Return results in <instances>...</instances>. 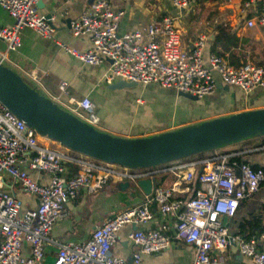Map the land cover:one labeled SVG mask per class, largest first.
<instances>
[{"label":"built area","instance_id":"built-area-1","mask_svg":"<svg viewBox=\"0 0 264 264\" xmlns=\"http://www.w3.org/2000/svg\"><path fill=\"white\" fill-rule=\"evenodd\" d=\"M37 1L0 0V7L12 20L9 26L0 27V40L6 51L16 49L22 28L44 38L51 37L53 17L40 14ZM113 1L91 0L86 11L70 22L72 36L87 37L86 49L75 51L60 45L84 64L108 63L106 83L114 80L143 86L156 83L198 99L213 93L216 74L221 85L237 88L244 95L264 90V66L251 62L232 66L213 53L207 54L205 64L202 56L205 35L192 40L189 48H183L181 33L168 15L118 34L117 24L123 11L113 9ZM192 1L168 0L171 6L180 9L187 8ZM237 15L243 18L246 27L264 26V0H240ZM5 59L0 53L2 64ZM65 87L64 80L57 84L59 95L66 94ZM72 104L68 112L95 128L97 116L92 101L82 97ZM37 138L32 128L0 103V188L2 176L7 175L23 192L36 197L34 207L21 209L14 196L0 191V264H40L51 229L63 216L64 203L73 199L79 188L94 190L111 176L134 180L160 170L170 171L174 176L171 184L155 183L149 196L95 227L85 242L59 244L52 264H138L142 254L159 252L172 239L193 248L190 264H228L222 251L231 242L237 245L240 255L249 259V264H264V233L243 238L229 234L226 225L238 202L255 192L263 181L262 169L236 162L232 153H224L142 171L69 154L67 149L56 150L39 143ZM257 148H264V142ZM22 164L30 171L47 175V182L33 180ZM68 165L77 166L76 173L70 174ZM182 189L190 194L187 198L175 194ZM151 203L156 205L160 223L155 228L142 229L138 226L153 220ZM124 225L135 226L126 234L133 247L129 262L110 251ZM257 241L263 248H258ZM24 242L29 247L27 256L21 252Z\"/></svg>","mask_w":264,"mask_h":264},{"label":"crops","instance_id":"crops-1","mask_svg":"<svg viewBox=\"0 0 264 264\" xmlns=\"http://www.w3.org/2000/svg\"><path fill=\"white\" fill-rule=\"evenodd\" d=\"M239 1L193 0L187 8L180 9L171 6L168 0H114L112 7L123 11L117 24L118 34L142 28L168 15L173 18L181 33L180 44L183 48H189L192 40L205 35L202 52L205 64L207 54L211 53L213 28L219 24L227 25L228 35L238 39L234 38L237 41L236 61L242 62L245 58V62H251L248 56L264 57V26H244L243 18L239 19L237 15ZM90 2L91 0H41L37 6L38 12L53 17L51 37L44 38L29 28H22L18 33L19 44L14 51H6L4 43L0 40V53L6 57L3 64L17 73L39 94L66 111H70L74 106L72 101L88 97L97 116L95 129L117 137H147L215 117L264 108V90L257 89L244 95L234 87L224 89L216 74H214L216 88L213 93L196 100L184 97L173 89L162 88L156 83L120 88L114 87L119 80L106 83L104 78L109 73L108 63L84 64L60 46L64 45L75 51H82L89 46L86 36L71 35L69 24L86 11ZM11 22V18L0 7V27L9 26ZM142 39L146 37L142 36ZM219 48L224 51L221 57L227 62L225 45H219ZM62 80L66 82L65 95H59L57 91V84ZM145 99L162 102L158 107L150 106L149 109L152 111H159L166 106L159 111L160 117L156 116L154 119L149 117V114L138 111L137 105L143 104ZM190 103H196L197 106L191 107ZM37 139L39 143L44 142L53 149L61 151L66 149L50 139L45 140L42 136L38 135ZM257 141L258 139L249 140L251 142L249 148L240 151L238 144L229 143L220 151H230L240 162L260 168L264 173V148H250ZM21 167L36 182L42 184L47 182V175L30 171L23 164ZM68 167L70 174L76 173L77 166ZM144 178L156 180L155 185L164 186H168L174 180V176L167 170L157 171L152 176ZM137 180L111 176L100 188L94 190L79 188L75 197L64 203L63 216L51 229L50 242L43 248L40 264H52L59 244L85 242L95 227L149 196L151 191L144 194L136 185ZM0 191L14 196L20 202L21 209L32 208L36 204V197L23 192L18 183L7 175L2 176ZM177 191L175 194L179 197L187 198L190 195L184 189ZM150 207L153 220L146 225L138 226L142 229L155 228L160 223L161 218L156 205L151 203ZM226 225L229 234H239L243 238L251 234L258 236L264 233V179L255 192L238 202L234 215L227 220ZM134 227L124 225L117 232V238L110 248L112 255L129 260L133 247L126 234ZM258 248H263L260 241ZM21 252L24 256L28 255L27 243L22 244ZM222 255L228 264H249V259L239 254L234 242L223 249ZM192 257V247L172 239L167 248L155 253L142 254L138 264H190Z\"/></svg>","mask_w":264,"mask_h":264},{"label":"water","instance_id":"water-1","mask_svg":"<svg viewBox=\"0 0 264 264\" xmlns=\"http://www.w3.org/2000/svg\"><path fill=\"white\" fill-rule=\"evenodd\" d=\"M40 1L36 2V6ZM135 84L119 80L114 87ZM179 94L191 100L197 99L185 93ZM0 103L37 135L50 139L67 150L100 162L132 169L177 161L246 137L264 135V108H258L147 137L112 136L96 130L39 94L1 62ZM155 183L156 180L144 177L136 181L144 194H149Z\"/></svg>","mask_w":264,"mask_h":264},{"label":"trees","instance_id":"trees-1","mask_svg":"<svg viewBox=\"0 0 264 264\" xmlns=\"http://www.w3.org/2000/svg\"><path fill=\"white\" fill-rule=\"evenodd\" d=\"M199 1L203 2V1H206V0H199ZM228 34H229V27L227 25L219 24V25L215 26L213 28V39L211 40L210 52L215 54V55H217V56H222V55H224V51L219 48V45L220 46L221 45H225V48L227 50V54H226L227 63L232 65V66H237L240 63H244L245 62V58H244V60L242 62L236 61L238 59H237V54H236L235 49H236V46H237L236 45L237 44L236 40H238V39L234 37L236 39L235 40L233 38V36L228 35ZM248 58L255 65L264 66V57H259L257 55H253V56H248ZM251 139H258V141L255 144H253V146L250 147V148H256V147H259V146L263 145L264 135H256V136H253V137H246V138L240 139L238 141L232 142L230 144H233V145L234 144L235 145L238 144V150L240 151L242 149L249 148L248 146L251 144V142H249V140H251ZM223 146H219V147H216V148H212L210 150H206V151H202V152H199V153H195L193 155H190L188 157H184V158L179 159L177 161L166 162V163L158 164V165H155V166H152V167H145V168H140V169H136V170L146 171V170H152V169H160V168H164V167H166V166H168V165H170L172 163L186 162V161H189V160L210 157V156H213V155H216V154H224V153L229 154V153H232L230 151H220ZM69 154H75V152L69 151ZM231 158L233 160H235L236 162H240L239 158L234 156V155ZM98 162H100V161H98ZM100 163H102V162H100ZM251 168L256 169V167H251Z\"/></svg>","mask_w":264,"mask_h":264},{"label":"rangeland","instance_id":"rangeland-1","mask_svg":"<svg viewBox=\"0 0 264 264\" xmlns=\"http://www.w3.org/2000/svg\"><path fill=\"white\" fill-rule=\"evenodd\" d=\"M145 102L141 105H137V108H138V111H141L143 113H146V114H149V117H152L154 119H156V116L160 117L161 116V113L159 111H162V109L166 108V106L160 108L159 111H152L150 110V106H156L158 107L159 105L162 104V102L160 101H155V100H152V101H148V100H144ZM191 107H196L197 104L196 103H190ZM147 107V108H146ZM153 108V107H152ZM156 112V113H154Z\"/></svg>","mask_w":264,"mask_h":264}]
</instances>
